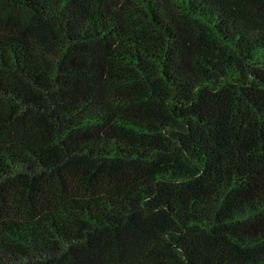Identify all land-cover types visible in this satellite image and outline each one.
I'll return each mask as SVG.
<instances>
[{
	"label": "trees",
	"instance_id": "1",
	"mask_svg": "<svg viewBox=\"0 0 264 264\" xmlns=\"http://www.w3.org/2000/svg\"><path fill=\"white\" fill-rule=\"evenodd\" d=\"M0 264H264V0H0Z\"/></svg>",
	"mask_w": 264,
	"mask_h": 264
}]
</instances>
